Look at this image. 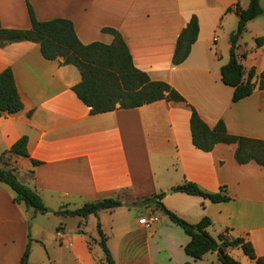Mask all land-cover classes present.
<instances>
[{
  "label": "crops",
  "instance_id": "1",
  "mask_svg": "<svg viewBox=\"0 0 264 264\" xmlns=\"http://www.w3.org/2000/svg\"><path fill=\"white\" fill-rule=\"evenodd\" d=\"M249 1L0 0V21L6 28L31 27L30 3L39 20L70 19L85 44H109L114 35L103 28L116 29L135 66L153 80L168 82L186 100L160 99L92 113L72 89L81 81L74 64L63 63L61 57L45 58L40 45L30 40L0 46V71L12 68L23 102L21 110L0 116V155L23 135L28 137L29 152V157L4 154L0 168L12 169L21 182L35 189L50 212L112 196L122 200L121 206L101 210L98 216L60 215L64 224L56 234L75 254L82 250L83 264H105L104 252L94 260L86 240L68 233L65 223L71 217H78L79 228L100 222L118 264H221L218 251L200 259L188 255L184 246L190 235L150 201L143 206L123 205L157 193H163L161 201L167 208L187 221L197 223L208 216L209 233L212 228L217 235L243 236L258 256H264V166L254 160L239 163L235 143L221 142L210 151L202 150L193 144L190 129L193 106L210 126L222 119L228 132L264 141V89L256 87L249 96L233 101V88L221 77V67L230 57V33L238 23L236 12L227 9L238 2L246 8ZM261 4L264 10V0ZM194 14L197 39L186 59L175 64L177 38ZM249 30L252 45L244 38ZM260 36H264V11L248 22L237 48L246 72L254 68L257 75L264 70V41L256 44ZM253 80L258 82L257 76ZM186 180L210 192L226 186L231 199L212 202L174 190ZM15 196L0 181V264H20L26 248L30 207L15 201ZM138 207L156 220L141 223L144 211L134 210ZM240 249L227 251L242 264H250L239 255Z\"/></svg>",
  "mask_w": 264,
  "mask_h": 264
},
{
  "label": "trees",
  "instance_id": "2",
  "mask_svg": "<svg viewBox=\"0 0 264 264\" xmlns=\"http://www.w3.org/2000/svg\"><path fill=\"white\" fill-rule=\"evenodd\" d=\"M234 10L238 15L237 27L230 33V57L221 67L222 81L233 88L232 100L238 101L249 96L256 89H264V70L258 75L254 68L247 72L237 53L238 41L247 29L252 19L263 13L261 0H250L246 8L239 2L227 11ZM28 11L31 19L30 28H6L0 21V46L13 41L30 40L40 45L45 58H63V63L74 64L81 73V81L72 89L76 95L90 107L92 113L106 112L116 108H129L150 103L160 99L186 101L184 96L171 84L163 80H153L148 73L137 68L133 62L129 48L121 33L112 27H104L103 31L114 35V40L107 44L101 41L83 43L76 31L73 22L68 18L56 17L49 20H39L30 3ZM199 31L198 18L194 14L187 25L181 30L173 56L175 64L181 63L188 56L191 46L197 39ZM264 36L256 38V44L261 45ZM247 74V75H246ZM257 76V80H253ZM23 108L14 73L10 66L0 71V116L4 113H14ZM190 129L193 144L205 151H210L217 143H235V158L239 163L251 160L264 166V141L228 132L225 122L220 119L215 125H208L191 106ZM28 137L23 135L16 140L4 154H16L29 157L27 148ZM34 164L39 161L32 159ZM0 181L9 185L16 193L15 201H23L27 207L35 212L46 213L49 208L45 205L40 194L21 182L12 169L0 168ZM175 191L198 195L212 202L228 201L231 196L226 186L219 191L210 192L193 181L186 180L174 186ZM163 193L152 195L149 204L159 208L170 220L180 226L188 235L190 241L184 246L185 252L194 259H200L209 251H218L221 264H242L227 251L228 248H241L255 264H264V256H258L253 243L243 236L229 237L219 233L212 236L207 227L212 224L208 216L202 217L197 223H191L167 208L161 201ZM122 205L119 196L107 197L94 202L70 209L64 206L54 211L58 215L98 216L99 211L114 209ZM99 233L98 242L104 252L105 264H118L107 245V236L97 223ZM199 229L200 232H196ZM30 255L29 245L24 250L20 264H28ZM184 264H195L186 261Z\"/></svg>",
  "mask_w": 264,
  "mask_h": 264
},
{
  "label": "rangeland",
  "instance_id": "3",
  "mask_svg": "<svg viewBox=\"0 0 264 264\" xmlns=\"http://www.w3.org/2000/svg\"><path fill=\"white\" fill-rule=\"evenodd\" d=\"M251 31L249 30L244 34V38L249 41V45L253 44V39L251 38ZM255 31V30H254ZM222 41V39H221ZM137 208V207H136ZM142 210L143 217H148V213L145 212L144 207H138ZM143 208V209H141ZM28 220L26 225V230L28 236L26 237V247L29 245L30 255L28 264H83L84 262L81 259L82 250L79 251L78 255L74 253L73 248L69 247L66 243H62L59 236L56 234V231L61 224H64L62 217L56 214L55 212H50L48 210L46 213L35 212L33 208H28ZM91 218H95L91 215ZM65 224L68 225V233L71 236H76L80 234V238L86 240V246L89 247L91 254L93 255L94 260L98 259V256L102 253L103 249L98 242L99 233L97 229V221H90L88 225H82L78 227V217H71L67 219ZM62 227H59V229ZM58 229V230H59ZM210 234L217 238V232L212 228L209 229ZM78 238V237H77ZM240 256H245L246 260L252 264L251 259L244 255L242 250H239Z\"/></svg>",
  "mask_w": 264,
  "mask_h": 264
},
{
  "label": "water",
  "instance_id": "4",
  "mask_svg": "<svg viewBox=\"0 0 264 264\" xmlns=\"http://www.w3.org/2000/svg\"><path fill=\"white\" fill-rule=\"evenodd\" d=\"M152 199L149 198V199H144V200H138V201H134V202H123V205L124 206H143L145 205L147 202L151 201ZM196 232H200L199 229H196Z\"/></svg>",
  "mask_w": 264,
  "mask_h": 264
},
{
  "label": "built area",
  "instance_id": "5",
  "mask_svg": "<svg viewBox=\"0 0 264 264\" xmlns=\"http://www.w3.org/2000/svg\"><path fill=\"white\" fill-rule=\"evenodd\" d=\"M156 220L155 216H151L150 218L142 217L140 218V222L145 224V225H150L152 222Z\"/></svg>",
  "mask_w": 264,
  "mask_h": 264
}]
</instances>
